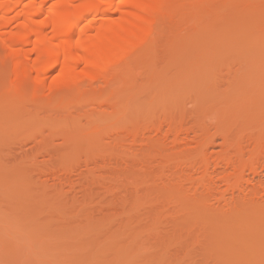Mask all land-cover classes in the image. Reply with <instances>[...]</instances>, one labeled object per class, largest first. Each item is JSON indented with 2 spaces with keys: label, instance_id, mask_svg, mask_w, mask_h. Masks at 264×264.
Wrapping results in <instances>:
<instances>
[{
  "label": "rangeland",
  "instance_id": "obj_1",
  "mask_svg": "<svg viewBox=\"0 0 264 264\" xmlns=\"http://www.w3.org/2000/svg\"><path fill=\"white\" fill-rule=\"evenodd\" d=\"M36 1L0 8V264H264V0H156L152 43L34 96Z\"/></svg>",
  "mask_w": 264,
  "mask_h": 264
},
{
  "label": "bare ground",
  "instance_id": "obj_2",
  "mask_svg": "<svg viewBox=\"0 0 264 264\" xmlns=\"http://www.w3.org/2000/svg\"><path fill=\"white\" fill-rule=\"evenodd\" d=\"M31 1L34 2L36 0H5V2L0 0V8L2 7L6 10H11L12 8L20 6L21 4L28 5ZM51 1L52 0H41L40 2L38 1V5L33 6L36 8L34 9V14H40L44 11H47L48 17L43 22H36L34 18H29V20L27 19L25 27L26 31L23 36L24 42L32 41L35 45V49L39 53L34 64V70L37 73V76L33 79L31 78L32 81L28 83V87H30L27 88L30 91V94L34 92V96L37 94L35 93L37 86H39V90L46 88L51 89V91L54 90L52 89L54 86L48 85V83L52 77V73H54L57 68H60L62 72H65V80L63 81L64 87L70 86L72 83L74 84L77 79L79 81L81 78H96L99 75L100 77L102 75V77H104L105 74H103V72L106 71L107 73V70H105L106 68L110 70L113 66L121 65L123 63L125 64L128 57L135 50L144 46L146 42L150 41V38L154 35L157 29V17L155 18V15L157 14L155 13L156 7L154 3L156 0H124L123 3L126 4V6L133 5L134 7H140V9L143 10L141 11L142 14L137 15L138 12H135V15L133 16V14L130 12L131 16H129V14L125 13V15H122L119 19H114L113 22L102 24H97L94 18L89 19L90 16L94 13L114 10L117 5L116 0H92V4L83 3L80 5L75 20L71 25L69 24L71 10L69 8L65 9L61 7V9L55 8L54 6L53 8L50 6L53 5L50 3ZM62 1L61 3H63ZM161 2L162 4L164 3V1ZM35 4H37V1ZM66 4L67 3H64V5ZM137 4L139 6H137ZM159 5L160 4L157 6ZM30 6H32V4ZM120 7L125 8V6L123 7L121 5ZM160 7L162 8L164 6L160 5ZM31 9L33 10V8ZM164 9L165 8H163V10L160 9V12L164 11ZM122 10L123 9H121V11ZM34 14L32 13V15ZM1 20V25H5L6 27L12 23L13 17L7 15L1 18ZM50 26L52 27L54 37L49 36L48 34V28ZM92 28L95 30V36L93 38H88L87 34ZM75 34H78L77 38H74L73 35ZM68 35H71V38L67 37ZM12 36L13 35L11 34V31L4 29L3 31H0V42L2 45H10L9 47H12L13 50L12 44H9L12 43ZM48 36L53 38L52 40L51 38L49 39L51 40L49 45H47L49 41ZM33 37L34 40L32 39ZM18 54L20 55V52ZM24 57L26 59H24ZM28 59L31 61L32 53L26 51L25 56L22 58L17 56V62L14 65L18 69L22 66V68H24L29 64L28 62H30H26ZM18 60L20 62H18ZM21 60H24V62ZM80 62H84L88 66V69L81 70V72L76 71L77 73L75 74V69L73 67L74 65H79ZM5 68L2 70L0 69V71H6ZM1 89L0 93L3 91V89L2 91ZM3 94L4 92H2L0 97Z\"/></svg>",
  "mask_w": 264,
  "mask_h": 264
}]
</instances>
